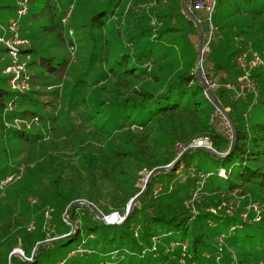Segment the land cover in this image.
<instances>
[{
  "label": "trees",
  "instance_id": "trees-1",
  "mask_svg": "<svg viewBox=\"0 0 264 264\" xmlns=\"http://www.w3.org/2000/svg\"><path fill=\"white\" fill-rule=\"evenodd\" d=\"M20 1L14 7L16 17L0 24V33L17 18ZM182 1L204 33L203 15L200 19L197 13L201 12L192 7L195 0H173L168 7L169 1L165 5L162 0H100L84 3L78 13L75 8L70 11L53 5L30 17L32 22L45 19L38 27L32 25L38 39L25 34L22 20L28 10L18 18L20 35L29 40L24 55H29L26 73L30 88H11L6 74L12 91L0 87V137L8 134L4 141L12 139L13 145L21 146L20 152L26 154L18 155L22 158L10 172L12 161H8L0 170V179L19 172V165L25 170L0 192V264H93L94 260L83 259L92 255L99 243L112 248L98 250L102 260L109 262L264 264V243L256 236L264 233V65L253 72L256 98L248 93L234 100L221 86L227 81L237 82L240 73L235 57L242 49H264V9L233 10L232 15L248 13L261 20L252 26L238 23L234 33L242 39V46L222 51L221 63L202 65L209 76L206 78L216 84L212 93L235 127L236 142L230 151L233 134L228 135L219 124V111L207 98L195 70L199 33L184 12ZM69 17L74 20L71 25ZM26 21L28 24V18ZM72 27L78 36L86 34L84 38L75 42ZM41 34H54L72 48L76 45V50L91 47L87 51L89 61L75 67L69 55L51 50L42 53ZM82 40L90 43L83 44ZM258 43L263 44L255 48ZM2 51L5 55L0 63L8 60L7 64V50L3 47ZM220 71L226 73L224 77L218 75ZM57 82L67 85L64 115L47 96L58 93L59 88L52 87ZM13 92L16 97L5 103L4 94ZM59 114L65 122L60 129L52 126L61 121ZM5 120L31 121L32 127L21 123L7 126ZM71 120H76V125ZM201 136H208L212 148L226 155L218 157L193 148L190 144ZM195 153L203 154L208 164L234 159L235 165L224 171L223 177L220 171L210 172L203 163H193ZM9 158L15 159L13 155ZM168 164V170L151 175L131 214L119 224L104 223L89 204L82 202L106 215L118 212L125 216L128 201L144 188L137 185L143 177L141 172L148 174ZM201 177L208 179V186H214L209 195L197 191L191 201ZM215 188L224 191L213 194ZM221 192L228 195L221 197ZM236 196L243 200V212L250 202L258 203L261 210L257 214L251 210L245 219L239 212L221 216L208 210L223 200L236 202ZM70 204L66 221L65 210ZM55 217L59 223L51 228ZM100 226L108 230L101 232ZM128 227L132 228L130 236ZM110 230L114 233L108 235ZM49 239L53 240L44 242ZM38 242L43 243L32 261L13 256L9 262L14 249L31 259ZM72 242L77 245L63 254L62 248ZM78 248L83 249L80 254L75 251ZM217 253L221 254L218 262Z\"/></svg>",
  "mask_w": 264,
  "mask_h": 264
},
{
  "label": "rangeland",
  "instance_id": "rangeland-1",
  "mask_svg": "<svg viewBox=\"0 0 264 264\" xmlns=\"http://www.w3.org/2000/svg\"><path fill=\"white\" fill-rule=\"evenodd\" d=\"M16 1L18 0H0V24L1 25H6L8 22V19L12 16H15V4ZM103 1V0H102ZM169 1V2H168ZM86 2H90V4H95V3H99L100 0H49V3L47 2V0H29L27 7H28V15L27 18L29 20V23L27 24L26 19H23V28H25V34H27V36H29L31 39H38V35L34 36V32L32 29V25L34 26H40L45 22L44 18H38L36 19L34 22L30 21V17L32 14H36L38 12H40L43 9H48L50 7H52L53 5H56L57 8H59L60 6L64 7L66 10H72L73 8H75L76 12L78 13L79 11L82 10V7L84 5V3ZM162 2L166 3L168 2L167 6L172 4L173 0H162ZM105 5H103L104 7ZM46 7V8H45ZM237 7H241L245 10H252V9H256V10H263L264 9V0H251V1H245V0H221L218 1L216 0V6H215V12L212 15V21L213 23L218 27V34H217V38L216 40L207 48V51L204 52L201 57V74L204 77H209L206 72H204L202 69V65L204 62V65H207V62H213V63H221L222 59L220 57V54L222 51H233L236 50L237 48H239V46H242L243 42L242 39L239 38L237 35H235V30H237L238 28V23H246V25H254L255 21L257 22L258 19L260 18H253V15L251 14H246L245 16H240V15H232L233 10H235ZM112 8V4L110 6H108V9ZM75 12V14L73 15V17L77 16V13ZM150 15L153 14V11L149 13ZM198 17L201 19L202 18V14L201 13H197ZM25 17V16H24ZM23 17V18H24ZM87 17V16H86ZM154 16H152L153 18ZM241 20V21H240ZM261 20V19H260ZM74 20L73 18L69 17L68 19V24L71 25L73 24ZM156 22V21H155ZM73 28V27H72ZM71 28V29H72ZM73 40L75 42H77L80 38H84V36L86 34H83L82 37L78 36L77 33V29L73 28ZM69 34V33H68ZM42 35V34H41ZM44 34L40 37L42 43L39 44V47L42 48V53H47L49 50L51 51H58L61 52L62 55H69L71 58V62L75 67H78L82 64L85 65V63L87 61H89V55L87 54V51L91 48V47H85V48H81V49H75L76 45L74 48H72V46L67 45L66 42H62L60 41L56 36H54V34H50L47 35ZM72 33L69 34V36H71ZM264 37V36H263ZM81 43L83 44H89L90 41L88 40L87 43H84L83 40L81 41ZM263 43H258L257 46L255 48H259ZM256 45V44H254ZM252 46V45H251ZM253 47V46H252ZM177 48V47H176ZM3 46L0 44V57L5 53L2 51ZM196 53H197V49H196ZM198 56V54H197ZM196 56V57H197ZM6 60L1 61L0 64V69L3 68V66L6 64ZM196 62V61H195ZM262 70H264V66L263 68H261ZM225 72L220 71L218 73V75H222L223 77L225 76ZM71 80L73 78H71V76L69 77ZM7 79L8 76L6 74H4L2 72H0V87L4 88L7 91H12L7 83ZM48 80H51V82L53 83L51 78H47ZM66 86L65 84H59V82L56 83V85H52V87H58L59 91L57 94H49L47 96H50V98H53V105L57 106V112H60L61 110H63V115L66 111L65 107L67 105V101L65 100V98L63 97L64 92L66 91ZM40 87V86H39ZM51 89H54L52 88ZM40 89L42 90V87H40ZM50 88H47L46 90H51ZM68 89V88H67ZM16 92L13 93H5L4 94V102L5 103H9V101H12L16 96H15ZM230 95H232V93H230ZM20 97V95L18 96ZM53 105L50 106L51 109L53 108ZM2 115L5 118V110L2 111ZM217 117L220 119L221 123H219L224 130H227V127L224 123V120H222V115L221 114H217ZM59 118L61 121L59 122H55V124H53L52 126L57 125V127L60 129L63 125H64V121L62 120V115L59 114ZM14 120V119H13ZM13 120H5V123L7 126L12 125L14 127H16L18 124L16 121ZM26 121V120H24ZM26 125L31 128L32 124L31 121H26ZM72 123H74L76 125V120H71ZM24 123H21V126ZM46 126H49V123H46ZM44 127L43 130H45ZM79 128L76 130L78 131ZM46 131V130H45ZM8 134L5 133V136H7ZM229 135V133H228ZM5 136L3 135L2 137H0V170L2 171L5 164H7L8 161H12L8 166H10V169L8 170L9 172L12 171L13 169H15V167L18 166L19 163V157L20 156H24L26 153H23V151L20 152V149L22 148L21 146L17 147L13 145V141L12 139L8 142H5ZM3 138V139H1ZM19 141H22L20 139H17ZM20 154V156H18ZM8 155L11 156L13 155V157L15 159L9 158L8 160ZM22 157H20L21 159ZM208 159H205L203 154H199V153H195L194 154V158H193V163H203L205 165V167H207L208 170H210V172H216V171H220V175L224 177V175H226L225 173H223L224 171L228 170L229 168L234 167L235 165V161L234 159L231 160H226L224 162L222 161H218V162H210V164H208ZM20 168L22 169L21 175H23L24 173V165H19ZM141 174H143V177L141 179V181L137 184L140 187H143L145 182H146V178L148 176V174L146 173V171H142ZM14 177H16V175H14ZM13 177V182L16 181V179ZM201 182H203V184H201ZM208 184V179H206V177H201V180H199L196 183V187L194 188V191L198 189V192H202L203 194H210V190L211 188L214 186V184L210 186L207 185ZM223 188V187H222ZM222 188H215V190L213 191L215 194L216 192L223 190ZM193 191V192H194ZM224 191V190H223ZM2 195V193H1ZM228 194H226L225 192H221L220 196H226ZM238 198L239 201L234 202V207L232 205V202H227L226 200H224L221 203H218L217 205H212L208 210L218 214V215H235L237 212H239L240 218H242V214H243V200L242 198H240L239 196H236ZM190 198H193V195L190 196ZM189 198V201H190ZM217 202V200H215V203ZM87 204V203H86ZM69 206V205H68ZM67 206V207H68ZM260 206V205H259ZM248 207V206H247ZM261 207V206H260ZM192 208V206H191ZM81 211L85 214V208H82ZM122 215V214H121ZM65 216V215H64ZM66 221L67 217H65ZM98 218V216H97ZM99 219V218H98ZM58 219L55 217L53 218V220L50 222V227L52 228L53 226H56L58 224ZM120 223V222H119ZM211 226H215L214 222L210 223ZM69 225H71L69 223ZM71 227L73 228V225H71ZM108 228L106 226H100L99 231L101 232H105L107 231ZM121 230H118L116 232V235H120ZM126 231L128 232V236L131 235L132 232V228L128 227L126 228ZM52 232V231H50ZM114 232L112 230L109 231L108 235L113 234ZM257 238L261 240V243H264V233L262 232H258L257 233ZM129 238V237H128ZM221 239V237H220ZM77 245L76 242H72L70 245L65 246L62 248V253L67 255V252L69 251V249L75 247ZM220 248V247H219ZM81 249V248H78ZM78 249H76V253H81V251H78ZM104 250V251H109L112 248L108 247V245L105 244H101L99 243L98 245H96L95 250L93 251L92 255L90 256H86L84 257V261H88V260H94L95 262L93 264H126L125 262H109V261H103L102 257L100 255V253L98 252V250ZM83 251V249H82ZM219 257H216V261L218 262L221 258V254L217 253ZM66 264H71V261L67 262ZM79 264V263H78ZM82 264V263H80Z\"/></svg>",
  "mask_w": 264,
  "mask_h": 264
},
{
  "label": "built area",
  "instance_id": "built-area-1",
  "mask_svg": "<svg viewBox=\"0 0 264 264\" xmlns=\"http://www.w3.org/2000/svg\"><path fill=\"white\" fill-rule=\"evenodd\" d=\"M215 6L216 0H195L192 4L193 9L195 11L201 12L204 19L205 31L202 35L201 40V57L203 56L202 54L207 51V48L216 40L219 31L218 27L212 21V15L215 12ZM27 10L28 7L26 0L18 2V7L16 8L17 18L12 19L9 22L7 28L3 30L2 33H0V44L7 50V54L9 56V62L3 66L2 72L9 76L10 87L18 90H29L30 88V79L28 74L26 73V60L29 58V55H24L25 49L29 46V40L26 37L20 35L18 26V18L25 15L27 13ZM235 62L240 73L237 82L227 81L221 86L225 90H228L230 93H232L231 96L234 100H237L248 93L253 94L256 98L258 95V90L256 81L253 78V72L256 68L264 65V49H242L236 55ZM206 83L209 88L216 86L215 83L210 82L207 78ZM219 114L221 113L219 112ZM222 120H224L228 133L231 134V127L223 115ZM16 122L18 125L22 123V121ZM23 123L26 124L27 122L25 121ZM26 127L29 128L27 125ZM190 145L194 147L212 148L210 138L208 136L198 137L194 139ZM21 172L22 169H20L19 172L13 171L12 173H9L8 175L0 179V192H2L9 183L13 182L14 175H16V177H14L15 179L21 176ZM201 184H203V182H201ZM198 189L193 192V198L196 196ZM193 198L191 199V201L193 200ZM235 199L239 201L237 197H235ZM226 201L232 202V205L234 207L233 200L230 199ZM247 206L246 211H244L242 214L243 219L247 217L248 212H250L251 210L255 211V214H257L261 210V207L258 203L250 202ZM104 215L112 224H119V222L121 223L124 218V215H121L118 212H111L110 214ZM45 216L49 217V211L45 212ZM182 246L183 248H186V243H182ZM78 251L82 252V249H78Z\"/></svg>",
  "mask_w": 264,
  "mask_h": 264
},
{
  "label": "water",
  "instance_id": "water-1",
  "mask_svg": "<svg viewBox=\"0 0 264 264\" xmlns=\"http://www.w3.org/2000/svg\"><path fill=\"white\" fill-rule=\"evenodd\" d=\"M182 3V6H183V10L184 12L186 13V15L191 18L195 24L197 25V28H198V33H199V41H198V56H197V60H196V66H195V70H196V73L198 75V78L199 80L201 81L202 85L204 86V89H205V94L207 96V98L209 99V101L217 108V110L225 117L226 121L229 123L230 127H231V130H232V134H233V137H232V145H231V149L230 151L233 149L234 145H235V142H236V138H235V127H234V124L232 123V120L229 118V116L227 115L225 109L221 106V104L218 102V100L216 99V97L214 96V94L212 93L211 91V88L208 87L207 83H206V78L204 76H202L201 74V55H200V48H201V40H202V35H203V32H202V28H201V25H200V22L199 20L194 16V14L191 12V10L184 5L183 1L181 2ZM193 148H202L218 157H224L226 154H220L218 153L215 149L211 148V147H194L192 146ZM171 167L170 164L166 165V166H163V167H157V168H154L152 171H150L148 173V176H147V179H146V182L144 184V188L139 192L137 193L134 197H132L127 205H126V210H125V216L123 218L126 219L130 214H131V211L133 209V206L136 202V200L139 198V196L143 193V191L147 188V182H148V179L151 177V175L153 173H155V171L157 170H168L169 168ZM79 203H81V201H77ZM76 202V203H77ZM82 202H85L87 204H89L91 210L96 214V216H98L99 219H101L104 223L106 224H112L110 221L107 220V218L105 217V215L100 211L98 210L95 206L91 205L90 203H88L87 201H82ZM73 204V203H72ZM70 204L66 210H65V217H67V214H68V211L69 209L71 208V205ZM64 237V236H63ZM55 239V238H53ZM53 239H49V240H45L44 242H48V241H51ZM43 243V242H38L36 244V246L34 247L33 249V252H32V256H31V259H28L24 256L23 252L20 250V249H14L10 255H9V262L11 261L12 257L13 256H16V257H19L23 260H26V261H32L33 258H34V255H35V252L38 248V246Z\"/></svg>",
  "mask_w": 264,
  "mask_h": 264
}]
</instances>
